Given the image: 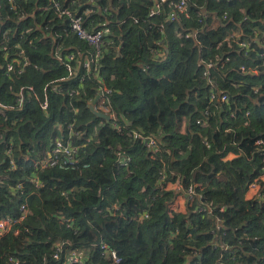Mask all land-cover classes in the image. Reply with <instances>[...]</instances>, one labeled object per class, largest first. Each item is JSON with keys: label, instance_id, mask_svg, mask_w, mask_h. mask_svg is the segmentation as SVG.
I'll return each mask as SVG.
<instances>
[{"label": "trees", "instance_id": "trees-1", "mask_svg": "<svg viewBox=\"0 0 264 264\" xmlns=\"http://www.w3.org/2000/svg\"><path fill=\"white\" fill-rule=\"evenodd\" d=\"M57 1L80 16L92 9L86 26L108 28L112 44L97 70L80 65L69 76L55 54L74 52L82 64L91 49L53 1L0 0V46L19 44L29 60L8 74L0 51V102L29 94L0 112V219L27 210L20 234L0 241V264H65L52 258L58 241L84 264H264V0H187L176 22L161 0ZM209 81L228 102L211 101ZM101 89L111 121L89 108ZM71 134L81 146L74 168L36 165ZM118 153L131 160L125 167ZM254 182L260 192L248 199ZM171 185L194 189L185 213L172 209L180 194Z\"/></svg>", "mask_w": 264, "mask_h": 264}, {"label": "built area", "instance_id": "built-area-1", "mask_svg": "<svg viewBox=\"0 0 264 264\" xmlns=\"http://www.w3.org/2000/svg\"><path fill=\"white\" fill-rule=\"evenodd\" d=\"M13 0H11L12 2ZM53 1V8L61 18H68L69 19V26L71 32L81 41L85 42L89 48L91 49V53L89 57L82 63L79 64L77 60V56L74 52H69L66 54V56H63L61 52H57L55 54V57L57 60L62 62L65 66V69L69 76H72L75 71L82 65V67L88 72L91 73L92 68L95 67V70H97V67L99 65V61L102 58V56L107 51V46L111 45L112 43L106 40V37L110 34V30L106 27H96L95 29H92V26H86V22L84 19V15L88 16L89 14L93 13L92 9H88L85 11L83 16H80L70 10L69 8L64 7L59 1L52 0ZM169 2V6L172 8V11L169 15V21L176 22L180 20L183 16H188L187 13V0H161V3H167ZM159 9H160V3H156L154 8L150 11V15H159ZM227 18V15L224 16V19ZM135 23H138L136 20ZM239 34L237 32L230 35L229 39L237 38ZM4 42L9 39V33L5 32L3 34ZM264 44V39L262 41ZM240 46L242 48H249L248 42L244 41L240 43ZM12 49H15L16 52L12 53ZM0 51H2L5 55V62H6V68L7 73L10 74L11 72L15 71L17 68H19L20 72H24V70L29 66V60L26 57L25 50L21 47V45L16 44L12 46V48L6 44H3L0 46ZM12 54V56H11ZM214 65L208 64L207 68L210 69ZM244 70V69H243ZM81 82H85V79L82 78ZM209 84L213 86V88L210 91V99L211 101H219L221 103H226L229 100L228 95L216 91L214 88V84L212 81H209ZM27 89L21 88L16 93V106H5L0 102V112L2 113H8L13 112L16 109L22 108L26 100L29 98V94L26 93ZM29 91H33V88H29ZM63 90L60 89V93H62ZM75 93L74 90L71 91L70 95H73ZM110 93L108 90L101 89L99 92V101L97 105L95 106L96 110L103 112L104 114H107L113 119L116 118V115L112 114L110 112V109L105 105V94ZM37 102L40 106V109L43 112H46L49 108V101L47 96L42 100H39L37 98ZM70 132H72V126L69 127ZM141 139L142 137L139 136ZM146 145L152 149L153 151L157 150V144L154 139H147ZM257 145L261 148L262 151H264V139L260 140ZM80 147L78 145H75L73 142V134L69 137L67 141L60 138L57 139L52 146V150L49 153V156L47 159L43 160L42 162H38L36 165L40 166L42 169H50V168H59L61 170H68L70 168H74L78 164V156L80 153ZM14 152V148L11 147L8 151V154L12 158ZM119 156V162L121 163L122 167H125L129 164L131 161L129 158H124L121 153H118ZM10 164H13V161L10 162ZM263 180V178H262ZM35 185L38 187L40 186L39 180L36 179ZM174 187V186H173ZM22 188V185H18V190ZM177 193L180 194L179 198L187 203L185 196L188 195L189 198L195 195V191L192 187H190L187 192H185L181 186L175 185L174 188ZM260 184L258 182H254L252 185H250L248 192H256L254 196H257L260 192ZM182 194V195H181ZM185 195V196H184ZM264 197V196H263ZM178 201H176L177 203ZM187 207V205H186ZM21 214L19 217H11L8 216L6 218L0 219V241L10 234H13L15 236L19 235L21 232L22 226H24V221L27 217V210L25 206L21 207ZM222 227L218 223L217 230L221 231ZM101 250L103 251V254L109 255L116 263L120 262V259L118 258L117 253L114 250H109L106 246H101ZM229 247L224 248V252L229 251ZM52 258L56 261H60L63 258L66 259L65 264H84L86 259L84 255L80 252L79 249L74 248L71 243H67L64 241H58L53 247V255ZM44 262L45 259H44ZM8 263L9 264H21L20 260L18 258H15L13 256L8 257ZM188 264V263H186ZM218 264H226L222 262V257L219 260Z\"/></svg>", "mask_w": 264, "mask_h": 264}, {"label": "water", "instance_id": "water-1", "mask_svg": "<svg viewBox=\"0 0 264 264\" xmlns=\"http://www.w3.org/2000/svg\"><path fill=\"white\" fill-rule=\"evenodd\" d=\"M98 101H99V96L96 98V100L93 103H91L89 105V108L93 112V114L96 115L98 118H102V119H105L107 121L113 120V117L96 110L95 106L97 105ZM186 198L189 199V196L186 195Z\"/></svg>", "mask_w": 264, "mask_h": 264}, {"label": "rangeland", "instance_id": "rangeland-1", "mask_svg": "<svg viewBox=\"0 0 264 264\" xmlns=\"http://www.w3.org/2000/svg\"><path fill=\"white\" fill-rule=\"evenodd\" d=\"M177 199H178V202L177 203L175 202V205L172 207V209L177 212L185 213L186 212V202L184 201V199L183 200L181 198H177Z\"/></svg>", "mask_w": 264, "mask_h": 264}, {"label": "crops", "instance_id": "crops-1", "mask_svg": "<svg viewBox=\"0 0 264 264\" xmlns=\"http://www.w3.org/2000/svg\"><path fill=\"white\" fill-rule=\"evenodd\" d=\"M99 26H101V24L100 25L99 24H95L94 26H92V29H95L96 27H99ZM89 27H91V26H89ZM229 158H233V155H230ZM263 181H264V177H263ZM174 187H173V185H171L169 188H174ZM255 194H256V192H253V191L252 192H248L247 198L251 199V198L255 197L254 196ZM176 201H178V199H176Z\"/></svg>", "mask_w": 264, "mask_h": 264}]
</instances>
